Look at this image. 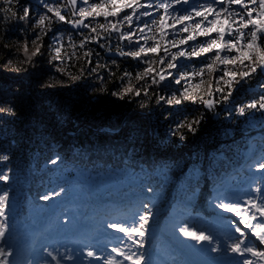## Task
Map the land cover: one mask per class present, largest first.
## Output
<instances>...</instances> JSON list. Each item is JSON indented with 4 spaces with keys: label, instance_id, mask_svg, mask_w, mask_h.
<instances>
[{
    "label": "trees",
    "instance_id": "trees-1",
    "mask_svg": "<svg viewBox=\"0 0 264 264\" xmlns=\"http://www.w3.org/2000/svg\"><path fill=\"white\" fill-rule=\"evenodd\" d=\"M204 2L191 0L192 5ZM44 4L62 7V14L70 20L79 18L71 6L63 7L67 0H0V108L14 112H0V154L9 157L0 161V174L9 176L0 180V195L8 194L5 216L0 217V222L7 224L0 247L13 249L9 257L12 264L53 261L44 249L58 255L59 264H83L80 259L85 250H78V242L100 234L108 239L116 237L114 243L126 253H143L147 264L150 258L155 264H213L206 260L209 255H221L210 249L223 239L235 241V227H243L239 223L242 216L224 211L219 203L244 202L250 197L257 202L264 200V194L255 191L264 187V170L256 167L264 157V144L246 162L244 155L250 138L264 134V110L237 111L264 95L260 87L264 72L258 71L235 87L229 101L209 109L203 101L221 96L215 92L214 77L221 74L219 70L205 71L202 77L180 84L173 80L180 72H198L209 62L206 57L181 59L173 77L153 84L149 76L137 78L147 67L142 61L108 55V51L118 49L136 50L117 33H102L105 38L99 44L93 40L81 47L90 30H74L71 24L53 19L51 25L45 21L50 28L47 35L42 34V40L33 44L41 32L33 25L47 11ZM26 5L30 6L28 20L12 15H22ZM187 8L189 5L181 3L169 11L183 14ZM152 19L158 21L159 17L154 13L140 22ZM87 23L96 27L106 22L99 17L89 18ZM122 30L128 31V26ZM57 35L58 42L53 39ZM164 39L157 35L162 45ZM205 39L199 37L196 42ZM38 46L39 54L29 60ZM151 46L149 41L147 47ZM57 47L59 60L54 51ZM89 50L92 54L86 57ZM153 67L159 70L162 66L155 63ZM128 87L133 91L123 98L113 95ZM186 87L195 100L183 98ZM137 89L139 96L134 94ZM161 96L175 97L181 103L169 105L159 99ZM195 119L200 123L194 125L193 132L186 125ZM178 124L184 126L177 128ZM56 157L60 158L56 164L49 163ZM60 188L65 191L59 196L40 198ZM144 205L152 216L145 225V236L136 237L142 241L140 247L108 225L138 222ZM249 222L257 221L250 218ZM184 226L205 232L213 242L198 243L184 236L179 231ZM248 243L264 249L256 238L250 237ZM114 257L131 264L116 253Z\"/></svg>",
    "mask_w": 264,
    "mask_h": 264
},
{
    "label": "snow or ice",
    "instance_id": "snow-or-ice-1",
    "mask_svg": "<svg viewBox=\"0 0 264 264\" xmlns=\"http://www.w3.org/2000/svg\"><path fill=\"white\" fill-rule=\"evenodd\" d=\"M181 3L189 5V8L185 9L183 14L174 15L169 11L170 9L174 11V5ZM68 6H71L73 15L78 16V19H68L66 15L62 14V7L44 4L47 11L43 15H39L33 25V28L39 27L41 29V32L36 34V39L32 41L33 44L42 40V34L47 35L50 28L45 25V21L48 22V25H51L53 19L73 24L75 27L83 26L88 28L91 34H95L85 36L81 41V47L86 42L93 40L99 44L100 40L105 38L102 33H108L109 36L111 33H117L120 40H126L136 47L135 51L128 52L118 49L119 55H126L145 63L147 67L144 69L143 75L138 74L137 78L143 79L144 76H149L153 84L173 77L174 70L180 67L181 59L190 60L194 57L204 56L209 62L203 64L198 72H180L177 77H173V80L176 84H180L182 80L190 81L195 76L202 77L205 71L216 72L219 70L221 74L214 77V79L217 85L215 92L220 93L221 96L219 100L208 99L203 101L209 109H212L215 104L229 101L235 87L251 79L258 71L264 72V0H211V2L205 0L204 3L197 5H192L191 0H147V3L143 4L140 3V0H99L98 3H90L89 0H67V4L63 7ZM161 9L163 12L159 11ZM49 13L52 15H48ZM154 13L158 15V21L152 19L150 23L140 22L142 17H152ZM12 15L20 21L28 20L30 6H24L22 15H18L16 12H13ZM99 17H103L106 23L99 24L96 27H93L91 23H85L87 18L95 19ZM166 17L171 21L170 23H168ZM166 23L167 28H165ZM124 25L128 26V31L122 30ZM148 32L153 34L148 36L146 35ZM157 35L165 37L163 45L157 40ZM167 37H170V39ZM199 37H205L206 39L197 43ZM53 39L58 42L59 36H54ZM149 41L152 42L151 47H147ZM189 42H193L191 46ZM100 46L104 47V45ZM27 49L28 45L25 43L24 52L26 55ZM171 49H175V51H171ZM54 51L57 54L56 58L61 59L59 55L60 48L57 47ZM39 52L40 47L38 46L28 56V59L31 60V57L38 55ZM161 52H163V55L160 54ZM209 53H214V55L208 56ZM91 54L89 50L85 53V56L88 57ZM150 56L155 57V59H149ZM9 63L11 62L9 61ZM89 63H91L90 60ZM155 63L162 67L157 70L153 67ZM128 75L130 74L125 73V76ZM260 87L264 90V84H261ZM132 91L133 89L128 87L123 89L122 92L113 93V95L123 98L124 94ZM134 94L139 96L140 90H135ZM209 94L212 95L211 92ZM183 98L196 99L194 95L188 93L187 87L184 89ZM159 99L169 105L181 103V100L175 97L166 99L161 96ZM246 109L264 110V95L251 100L247 105L238 107L237 111L243 114ZM0 112L14 114L11 108H0ZM199 123L200 120L195 119L186 126L190 131L195 132L194 125ZM183 126L178 124L176 127ZM173 135H175V132H173ZM181 139H183V136H181ZM8 159L7 155L0 154V161ZM59 159V157H56L50 160L49 163L56 164ZM256 167L258 170H264V157L256 164ZM8 179L7 173L0 174V180L6 181ZM64 191V188H60L58 192L54 191L51 196L44 195L40 198L49 200L52 197L59 196ZM148 191L150 192L151 189H148ZM255 191L264 194V187H257ZM7 195V193L0 195V217L5 216ZM248 205L251 207H247ZM218 206L226 212L242 216L239 223L243 227H235L238 236L235 241L227 245L226 250L238 254L240 257H245L246 254L250 253L260 261H264V249L258 250L248 243L251 237L258 239V243L264 246V200L257 202L250 197L244 202L221 201ZM144 208L145 212L139 215L138 222L131 225L112 223L108 227L123 233L133 244L142 247V241L136 239V237L142 238L145 236V225L152 216L148 205H144ZM250 218L257 222L255 224L249 222ZM6 229V222H0V239L5 237ZM179 231L198 243L202 241L213 242V237L203 231L196 232L187 226L181 227ZM210 250L215 252L218 249L212 247ZM44 251L53 261H56V264H59L57 255H53L48 249H44ZM111 252L123 256L124 260L131 261V264H142V262L147 264L143 253H126L123 247H113ZM12 254L13 249L11 247L7 249L0 247V264H12V261L9 260ZM87 256L98 260L103 259V257L97 256L96 251L92 249L87 251ZM67 258L71 259L72 257ZM106 264H114V260L109 259ZM239 264H256V262L242 259Z\"/></svg>",
    "mask_w": 264,
    "mask_h": 264
},
{
    "label": "rangeland",
    "instance_id": "rangeland-1",
    "mask_svg": "<svg viewBox=\"0 0 264 264\" xmlns=\"http://www.w3.org/2000/svg\"><path fill=\"white\" fill-rule=\"evenodd\" d=\"M87 19H89V18H87ZM87 22H88V20L85 23H87ZM83 28L84 27H82V29ZM82 29H74V30H82ZM255 136L258 137V140L256 142H254V144L252 143V150H253L252 152H256L258 150V148L264 144V134L258 133V134H255ZM252 139L250 138L248 145L251 144ZM246 153H247V151H246ZM242 165L239 167V169L242 167ZM226 177L229 178L230 175L226 174ZM220 191H221L220 188L217 189L216 191H214L212 193V196L214 197ZM210 202H211V200H210ZM210 207L213 208L214 207L213 204H210ZM115 223H119V222H115ZM95 236L96 235H94L91 239H89V241L78 242V245H77L78 250H80V251L85 250L84 253H81L82 257L80 259V261L81 260L84 261L83 264H106V262L109 259H114L115 258L114 257V253L111 252V249L113 247H118V245L114 243L115 242L114 240H117V239H115L116 237L112 236L110 239H108V238H105V237H100V234H99L98 237H95ZM218 243L219 244L216 247L218 250L215 251V253H219L221 256L217 258V256H215V255H214V257L209 255V258L206 259L207 261H210L213 264H239V262L242 259H249V260L255 261L256 264H262V263L259 262V259L257 257H253L250 253H249L250 257H246V255H245V257H240L238 254L231 253L230 251H227L226 250L227 249V245L232 243V241H229L228 239H223L220 242L218 241ZM101 244L104 245V247H100L99 245H101ZM89 249L95 250L96 253H97V256L103 257V259L98 260V259H96L94 257L88 258L87 251ZM196 249H198V248H196ZM202 252H203L202 250H197V254L198 255L199 254L201 255ZM206 253L210 254L209 251H206ZM58 258H59V256H58ZM206 260L204 258L202 259V261H206ZM150 261L151 262L149 264H155L152 261V258H150ZM40 264H56V262L48 260L47 262L40 263ZM77 264H80V262H78ZM114 264H125V263L119 262L118 260H114Z\"/></svg>",
    "mask_w": 264,
    "mask_h": 264
},
{
    "label": "bare ground",
    "instance_id": "bare-ground-1",
    "mask_svg": "<svg viewBox=\"0 0 264 264\" xmlns=\"http://www.w3.org/2000/svg\"><path fill=\"white\" fill-rule=\"evenodd\" d=\"M258 140V137H254L251 141L250 145H247L245 150L247 151V153H252V143L254 144V142H256Z\"/></svg>",
    "mask_w": 264,
    "mask_h": 264
},
{
    "label": "water",
    "instance_id": "water-1",
    "mask_svg": "<svg viewBox=\"0 0 264 264\" xmlns=\"http://www.w3.org/2000/svg\"><path fill=\"white\" fill-rule=\"evenodd\" d=\"M88 19L85 20V22L87 21ZM71 26L74 28V29H82L83 26L81 27H75L73 24H71ZM108 55H119V51H108Z\"/></svg>",
    "mask_w": 264,
    "mask_h": 264
}]
</instances>
